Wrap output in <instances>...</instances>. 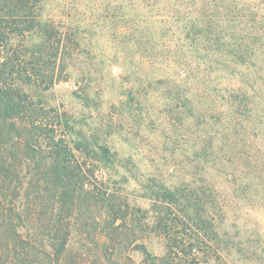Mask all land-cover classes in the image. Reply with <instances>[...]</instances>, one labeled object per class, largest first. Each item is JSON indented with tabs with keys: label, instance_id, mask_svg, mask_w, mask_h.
Here are the masks:
<instances>
[{
	"label": "trees",
	"instance_id": "1",
	"mask_svg": "<svg viewBox=\"0 0 264 264\" xmlns=\"http://www.w3.org/2000/svg\"><path fill=\"white\" fill-rule=\"evenodd\" d=\"M47 1L0 0V264H83L76 261L83 255L70 244L72 230L74 226L81 227L79 232L85 237L83 219L98 206L105 210L110 222L104 231L107 243L103 244L101 259L103 264H114V256L119 255L125 243L136 242L137 230L147 229L135 217L142 210L130 209L111 196L105 179L108 169L102 163L113 162L110 151L102 150L101 161L89 143L72 138L66 113L36 103L26 91L32 87L49 91L65 80L81 48L80 35L73 25L44 18ZM149 5L150 0H133L136 10ZM104 10L108 12L104 21L124 23L114 34L122 49H132L135 58L157 64L158 81L164 82L175 101L182 103L195 123L202 126L198 151L203 168L212 160L217 173L230 174L226 168L235 167L236 160H241L240 152L231 155L233 140L240 135L233 131L246 129L245 122L259 108L264 121V90L259 88L263 92L257 94L253 87L243 85V68L251 67L241 58L243 49L234 48L235 57L226 61L230 69L229 95H216V100L211 92L207 91L206 96L202 93L200 83L205 84L201 88L208 89L209 83L200 75L201 70L210 73V64L218 61L202 59L200 53L215 55L224 47H200L194 41L200 37V30L192 25L143 28V24L158 22L151 11L137 10L131 16L111 13L107 5ZM160 17L165 23L185 19L181 13ZM251 135L258 138L261 133ZM221 140H228L230 147L219 157L216 153ZM249 180L248 185L254 187V180ZM203 182L164 193L153 229L167 241V251L161 258L147 253L146 264H229L223 255L227 242L220 233L225 220L224 202H220L216 189ZM26 188L30 207L34 196L53 192L51 200L55 203L50 214L54 218L35 219L30 207L18 205ZM34 188L39 189L35 195L31 193ZM18 227L27 230L26 236L19 233Z\"/></svg>",
	"mask_w": 264,
	"mask_h": 264
},
{
	"label": "rangeland",
	"instance_id": "2",
	"mask_svg": "<svg viewBox=\"0 0 264 264\" xmlns=\"http://www.w3.org/2000/svg\"><path fill=\"white\" fill-rule=\"evenodd\" d=\"M106 5L117 15L151 11L158 22L143 24V28L192 25L200 30V37L194 40L200 47H224L215 55L200 53L202 59L218 61L210 64V73L201 70L200 75L209 83V89L201 88L205 84L200 83L204 96L209 91L217 100L216 95H229L230 69L226 61L235 57L232 51L236 47L243 49L241 58L251 66L243 68V85L253 87L257 94L264 90V0H150L148 7L137 10L133 0H48L44 18L73 25L80 35L81 48L70 63L65 80L49 91L26 88L36 103L66 113L72 138L89 143L97 158L103 161L102 150L110 151L113 162L102 163L108 169L105 179L111 196L130 209L142 210L135 217L147 229L137 230L136 242L125 243L119 255L114 256V264H146L147 253L163 257L167 241L153 229L160 216L162 196L168 189L189 183L196 187L202 181L208 188L216 189L220 202H224L225 220L220 233L228 245L223 250L225 259L229 264H264V121L260 108L247 119L246 129L233 131L240 135L236 134L238 137L233 140L231 155L240 152L241 160H236L235 167L226 168L230 174L217 173L212 160L203 168L198 151L202 126L195 123L182 103L175 101L164 82L158 81L157 64L135 58L132 49H122L114 34L124 23L104 21ZM174 13H181L185 19L165 23L160 17ZM170 115L177 118L172 120ZM252 132L261 135L255 138ZM229 144L228 140H221L216 154L220 157L226 153ZM251 178L256 183L252 188ZM27 191L26 188L18 201L22 208L30 207ZM37 191L34 188L31 193L35 195ZM51 195L53 192L33 197L29 208L34 212L33 218H54L50 214L55 203ZM36 209L40 213L35 214ZM88 216L83 219L85 237L79 232L81 227L74 226L70 244L83 255L76 260L78 263L103 264V244L107 243L104 231L110 222L101 206L92 208ZM18 231L27 234L23 228L18 227ZM106 258H111L110 253Z\"/></svg>",
	"mask_w": 264,
	"mask_h": 264
}]
</instances>
